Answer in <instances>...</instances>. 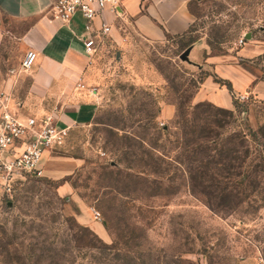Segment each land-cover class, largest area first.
<instances>
[{"label": "rangeland", "instance_id": "obj_1", "mask_svg": "<svg viewBox=\"0 0 264 264\" xmlns=\"http://www.w3.org/2000/svg\"><path fill=\"white\" fill-rule=\"evenodd\" d=\"M188 10L192 21L182 36L152 40L130 27L121 44L102 40L88 84L96 112L48 150L76 165L61 177L43 171L16 184L0 212V264H264V174L254 178V195L222 215L191 193L174 167L184 154L174 141L182 126L174 123L178 109L186 125L194 122L227 146L264 125V99L250 89L233 93L230 108L203 100L191 109L202 82L215 79L209 55L236 54L246 33V43L264 50V0H189ZM27 25L0 15V79L20 74L17 37ZM189 46L188 59H181ZM238 61L264 81V52ZM164 104L174 106L173 114ZM140 157L158 161L167 169L163 177L151 183V176L127 168ZM64 181L72 187L66 196L58 192ZM80 204L104 225L105 239L78 219Z\"/></svg>", "mask_w": 264, "mask_h": 264}, {"label": "crops", "instance_id": "obj_2", "mask_svg": "<svg viewBox=\"0 0 264 264\" xmlns=\"http://www.w3.org/2000/svg\"><path fill=\"white\" fill-rule=\"evenodd\" d=\"M117 1V12L108 6L102 13V18L112 27L108 37L114 45L124 41V35L130 27L144 38L157 40L165 35L182 36L187 33L192 21V14L188 10L189 0ZM53 2L0 0L1 16L28 23L17 37L20 50L23 53L28 50L36 52L31 69L21 70L18 76L7 75L0 79V92L9 93L19 103L22 114L52 113L59 126L68 128L74 123L88 122L96 112L97 96L90 92L88 84L93 81V58L100 50L93 56L86 54L80 38L84 33V18L75 14L69 22L61 21L51 9ZM98 23L96 19L95 26ZM243 45L236 50V54L207 57V63L214 67L213 74L228 80L232 91L208 77L196 92L195 101L208 100L230 108L233 93L247 89L256 97L264 99V81H256L238 61L258 57L264 52L263 46L253 41ZM43 100H49L50 107H46ZM167 105L173 114L174 106L164 104ZM46 153L44 160L42 157V171L46 174L61 177L70 173L76 165L75 160H61L50 157L48 151ZM71 191L72 187L66 181L58 187L59 194L63 196L69 195ZM78 208V219L105 239L107 231L104 225L91 218L85 204H80Z\"/></svg>", "mask_w": 264, "mask_h": 264}, {"label": "trees", "instance_id": "obj_3", "mask_svg": "<svg viewBox=\"0 0 264 264\" xmlns=\"http://www.w3.org/2000/svg\"><path fill=\"white\" fill-rule=\"evenodd\" d=\"M214 78V81L232 91L228 80L216 75ZM201 106L202 103L199 102L192 105L191 109L195 111ZM185 122L187 121L178 109L174 123L182 126L180 137L174 141L184 154L174 159L175 171L182 172L187 177L190 192L201 197L214 213L223 215L236 212L241 197L254 195L257 186L254 180L256 174H264V125L247 133H238L235 143L227 146L226 143L217 141L218 136L201 132L202 127L199 126L197 131L198 125L194 122L190 125ZM149 152L152 153V150ZM131 164L127 166L128 169L134 171L135 175L151 176V183L162 178L167 170L162 169L158 161L150 158L144 160L140 157L135 161L131 160Z\"/></svg>", "mask_w": 264, "mask_h": 264}, {"label": "built area", "instance_id": "obj_4", "mask_svg": "<svg viewBox=\"0 0 264 264\" xmlns=\"http://www.w3.org/2000/svg\"><path fill=\"white\" fill-rule=\"evenodd\" d=\"M117 5V0H54L51 9L63 22H69L75 14L84 18V33L80 38L86 54L93 56L112 28L102 18L103 10L109 6L117 12ZM244 43L242 37L239 44ZM35 60L36 52L26 51L20 61L21 70L31 69ZM19 107L9 93L0 92V212L10 204L19 181L43 175V154L61 144L67 129L56 123L52 113L24 115ZM94 215L99 217L97 212Z\"/></svg>", "mask_w": 264, "mask_h": 264}, {"label": "water", "instance_id": "obj_5", "mask_svg": "<svg viewBox=\"0 0 264 264\" xmlns=\"http://www.w3.org/2000/svg\"><path fill=\"white\" fill-rule=\"evenodd\" d=\"M244 37H245V38H249V37H250V33H246ZM189 52H190V46H189L188 48H186V49L180 54V58H181V59H184V60H187V59H188L187 55L189 54Z\"/></svg>", "mask_w": 264, "mask_h": 264}]
</instances>
